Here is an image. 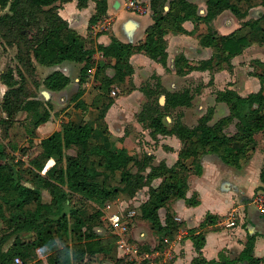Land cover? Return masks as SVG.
<instances>
[{"label":"trees","instance_id":"obj_1","mask_svg":"<svg viewBox=\"0 0 264 264\" xmlns=\"http://www.w3.org/2000/svg\"><path fill=\"white\" fill-rule=\"evenodd\" d=\"M69 1L72 0H0V46L2 51L13 49L14 52L12 63L0 71V79L7 87L0 101V129L4 135L11 136L10 128L18 122V114L27 112L22 127L32 143L37 127L49 120L53 110L49 101L37 98L38 89L43 85L50 91H61L70 82L60 70L39 79L36 64L54 66L68 61L82 64L79 89L72 101L83 113L94 111V115L85 119L63 122L58 130L37 141V153L29 157L27 164L10 155L0 140V219L5 226L0 237V264H15V258L21 264H32L36 259V264H96L99 254L114 259L116 264H128L116 254L117 236L110 232L99 237L95 228L101 224L102 209L107 204L131 199L144 186L149 187L148 198L136 216L148 222L157 240L154 247L162 249L166 245L164 240L174 239L182 228L183 221L175 219L170 203L180 198L189 206L199 203L196 194L191 197L186 194L190 174L202 172L201 155L217 154L225 164L240 169L257 147L256 134H264L262 63V71L254 73L261 85L258 91L242 96L228 86L216 90V101L225 103L229 113L215 122H212L213 106L195 125L183 122L178 108L192 106L198 89L187 86L168 91L156 74L139 87L145 100L136 114L138 122L149 130L154 140L158 135H175L181 142L178 158L171 166L164 161L155 164L154 156L146 152L139 154L127 132L114 138L105 121L116 98L110 94L112 87H119L120 94L135 89L128 84L134 73L132 54L143 52L167 66L166 35L187 32L183 23L192 20L206 24L205 32L198 38L202 45L212 48V56L190 63L184 55H178L176 73L209 70L212 74L223 68V64L232 68V59L259 38L264 23V0H260L263 7L260 17L245 21L242 20L249 8L255 5L253 0H206L203 15L190 0H149L153 23L146 29L143 41L134 44L113 38L109 45H98L96 49L89 48L86 38L59 15L60 4ZM76 1L83 8L91 0ZM92 1L95 12L90 27L106 15L108 8V0ZM224 10L231 11L241 20L242 27L249 30L244 33L241 27L227 35L219 34L212 22ZM196 28L195 24L193 33ZM96 50L101 52L102 60H95ZM108 68L113 69L112 75L107 74ZM90 80L96 94L87 103L82 95L85 83ZM161 95L165 96L164 104L160 103ZM166 116L173 120L171 125L167 124ZM231 124L234 131H228ZM11 148L20 149L17 144ZM114 177L119 183L110 185L108 181ZM157 178L161 181L153 186L151 183ZM260 181L263 185L256 191L264 190V168ZM44 191L49 194L48 201L44 199ZM89 202L98 207L82 212ZM162 208L166 209L163 221ZM217 219L207 213L198 228L188 230L196 252L190 264H264V258L253 254L258 232H247V241L238 258L230 260L221 254L217 260L206 259L203 227ZM25 232L30 236L23 237ZM10 237L12 244L3 250ZM142 248L151 247L143 244Z\"/></svg>","mask_w":264,"mask_h":264},{"label":"crops","instance_id":"obj_2","mask_svg":"<svg viewBox=\"0 0 264 264\" xmlns=\"http://www.w3.org/2000/svg\"><path fill=\"white\" fill-rule=\"evenodd\" d=\"M191 1L198 6L197 11L200 15L205 14L206 0ZM259 9L261 10V6L258 8L256 6L251 7L246 19L257 18L263 10L258 12L259 15L256 16V10ZM94 12L95 2L92 0L87 7L83 8L77 6L76 0L62 3L59 7V15L68 22L70 27L86 38L89 48L94 49L98 45H109L113 38H117L122 42L137 44L144 40L146 29L153 23L151 14L140 15L130 13L124 6V0H108L106 15L90 27L89 21ZM229 14L235 18V21L231 22L234 27L226 29L228 19L231 17ZM108 19H110L111 24L106 29L105 24ZM239 22L241 20L233 15L231 11L225 10L213 20L212 24L219 34L227 35L239 28ZM195 24L197 28L195 33H193L192 30ZM183 27L187 32H170L166 35V51L168 52L167 66L150 58L143 52H136L131 55L130 62L134 68L132 79L136 87L130 92L120 94L105 116L108 129L114 138L124 136L127 132V137L135 144L136 151L140 154L146 152L148 155H153L155 164L164 161L168 166L173 165L178 158L181 142L175 135H158L157 139L154 140L149 135V130L145 129L138 122L136 114L141 110L145 100L139 87L145 81L153 74H156L160 77L162 85L168 91H176L187 86L198 89V91H195L192 106L178 108L183 122L188 126L195 124L189 122V116L197 114V111H201L200 105H197L196 101L208 98L213 99L214 102L212 105L215 106L219 119L222 115H226L225 113L228 111V108L226 109L225 103L216 102V90L223 89L227 86L237 90L239 87L237 81L230 80V75L229 73H225L226 71H219L213 75H211L209 70H192L185 74V76L176 73L175 58L178 55H184L190 63L206 60L212 56V48L202 45L199 40L200 38H198L200 34L205 32L206 24L204 22L195 23L192 20H187L183 23ZM252 46L247 47L243 53L236 55L232 59V64L235 65V69L239 63L244 62L248 58H252L248 55L253 53L250 51L253 48ZM247 50L250 52L246 53ZM94 58L98 61L102 60L103 56L100 51L96 50ZM81 67L82 64L69 61L54 66L36 64V73L39 79L43 80L52 72L60 70L70 78V82L61 91H50L43 85L40 86L37 98L43 101H49L53 106V110L49 120L37 127L36 136L32 138V143L26 135L24 127L21 126L23 130H20V133L24 131L23 141L26 140L27 146L32 144L36 148L35 144H37V141L58 130L61 124L69 119L79 120L81 117L94 115L92 109L83 113L80 109L75 108L72 101L73 96L79 89ZM94 71L95 68L93 67L91 69V76L94 74ZM107 74L112 75L113 69L108 68ZM211 78L212 82L210 81ZM6 90L7 87L0 79V101ZM45 91H48V93L45 94ZM95 94L96 90L93 87L92 80L87 81L84 85L82 98L89 103ZM194 108L197 110H194ZM26 116L27 112H20L18 114V122L14 124L15 129L13 133H10L12 137H14L12 134L19 128V119L23 121ZM167 121L168 125H171L173 122L171 117ZM262 135L263 133H259L255 136L258 143L257 147L245 167L240 171L239 180H235V177L239 174L237 168L225 164L217 154L203 153L201 155L202 172L200 174H190L188 178L189 188L186 194V197H191L193 194H196L199 203L189 206L183 198L175 199L170 203V211L175 216L181 217L183 221L181 245L176 247L177 252L173 264H190V261L196 253L193 248V242L188 235V230L198 228L207 213L219 219L203 227V230H205L203 255L206 259L217 260L221 254L230 260L238 258L247 241V232L259 233L255 240L253 254L256 257L264 258V212L260 213V210L253 203V197L259 191L256 192V188L263 185L260 181V172L264 168V143H261V140H263ZM139 144H142V146H139ZM160 181L161 179L157 178L153 181L152 185L158 186ZM148 189L149 187L145 186V189L141 193H145ZM92 204L94 203H88L90 210ZM85 211L83 210L82 212ZM165 211L166 209H164ZM231 213L235 217V226L228 227L226 222ZM138 219L130 227L132 239L144 244L147 242V236H150V243L151 240L157 243L156 237L149 228L148 222L139 217ZM102 220L103 223L100 224L101 226H96L95 231L99 237H106L110 234V230L104 217H102ZM29 236L30 233H28V236L26 233L23 235V237ZM11 244L10 242L7 244L4 243L3 250H7ZM149 246L154 247L152 244ZM98 262L96 264H99ZM36 263L37 259L32 262V264Z\"/></svg>","mask_w":264,"mask_h":264},{"label":"rangeland","instance_id":"obj_3","mask_svg":"<svg viewBox=\"0 0 264 264\" xmlns=\"http://www.w3.org/2000/svg\"><path fill=\"white\" fill-rule=\"evenodd\" d=\"M253 2L255 3L254 6H256L257 8L260 7V0H253ZM262 6H261V10H262ZM260 9L259 10H256L257 12L255 13L256 16L259 15L258 12L261 11ZM231 15V14H229ZM228 19V18H227ZM235 21V18L234 16L231 15V17L228 19V25L226 27V29H230V28H233L234 25L231 23V22H234ZM213 25V24H212ZM239 27V28H238ZM237 28L240 29L242 27L241 25V22H239V26ZM213 28L215 29V27L213 26ZM261 28H262V31L259 32V38L255 39V41L249 45V46H252L253 48L250 49V51H252L253 53L251 54H248L250 57L252 58H248L246 60H244V62H241L238 64V66H236V69H235V65L232 64V68L231 67H227L226 64H223V68L219 69V70H215L213 71V73L211 75H213L214 73L216 72H219V71H226L225 73H229L230 75V80L231 81H237L239 83V87L238 89L236 90L240 95H247L251 92H254L256 90H258V88H260V82L258 77L255 76L254 73H257V72H260L262 71V65L261 63L264 65V23L262 22L261 23ZM246 30H249L248 27H245L243 26L242 27V31H246ZM167 41V39H166ZM247 46V47H249ZM246 47V48H247ZM246 48H244V50H246ZM243 50V51H244ZM254 50V51H253ZM250 51H246V53L250 52ZM13 50L12 49H8L7 51H2V48L0 47V70L2 71V69L5 68V66L8 64V63H12V59H13ZM243 53V52H242ZM245 59V58H244ZM211 73V72H210ZM185 76V75H183ZM212 82V81H211ZM131 83V84H130ZM130 85H132V87H136L135 84H134V80L131 79L130 82L128 83ZM120 94V93H119ZM216 95V94H215ZM119 96V95H118ZM116 96V98L118 97ZM213 97V95H212ZM115 98V99H116ZM115 102V101H114ZM113 102V103H114ZM197 102V105H200V109L201 111H197V114H192L191 116H189L188 120L189 122H193V123H197V120L198 118L205 114L207 109L211 106H213V102L214 100L213 99H204V100H198L196 101ZM217 102V101H216ZM217 104V103H216ZM214 107V112H213V118H212V122H215L217 120H219L220 118L224 117L222 115V117H220L218 119L217 117V110L215 109V106ZM226 109L228 108L226 105H225ZM224 107V108H225ZM194 110H197L196 108H194ZM227 113H229L228 111H226V115ZM198 115V116H196ZM225 115V116H226ZM82 119H85L84 117H81ZM79 118V119H81ZM19 121L21 122L18 128V130L16 132H14V134H12L14 137H11L9 135H4V132L0 129V140L4 143L5 147H6V151L10 153V155H14L16 157V159H22V160H25V163L27 164V161L29 159V157L31 156H34L36 153H37V148H34V146L32 144H30V146H27L26 144V140L23 141L24 139V131L22 133H20V130H23L22 129V119H19ZM167 121V120H166ZM168 122V121H167ZM194 124V125H195ZM15 129V126H12V128H10V133H13ZM228 131H234V126L233 124H231V126L229 127ZM259 134V133H258ZM256 134V135H258ZM142 135V134H140ZM140 135H137V136H140ZM263 140H261L262 142L261 143H264V134L261 136ZM13 144H17L18 147L20 149H17V150H13L11 148V146ZM139 146H142V144H139ZM70 153H74L73 150H70L69 151ZM254 152V151H253ZM253 152L251 153L250 157L248 158V160L243 163L242 167L240 169H237L239 171V174H237V176L235 177V180H239V176H240V171L242 170L243 167H245L246 163L249 161V159L251 158ZM140 154V153H139ZM161 179V178H160ZM108 183L110 185L114 184V185H117L119 182H118V178L117 177H114V178H111ZM153 183V182H152ZM151 183V184H152ZM145 189V186L139 191H143ZM148 190H146L147 192ZM258 191V190H257ZM256 191V192H257ZM260 191V189H259ZM44 193V199L46 201H48L50 198H49V194L47 192H43ZM98 206L96 204H92V209L90 210V207H87V206H84V210L86 211H93L94 209H96ZM160 217L162 220H164V217H165V212H164V208H162L160 210ZM102 220V219H101ZM138 216L135 217V220L134 221H138ZM103 223V220L102 222ZM101 226V225H100ZM4 223L3 221L0 219V237L2 236V234L4 233ZM26 235L28 236V232H25ZM25 233L22 234L25 235ZM150 237V236H149ZM149 237L147 236L146 238V245H156L155 241L151 240V243H150V239ZM13 241V237H10L9 239H7V241L5 242L6 244L8 242L12 243ZM116 254H117V249H116ZM95 260L99 263V264H116L115 260L108 257V256H103V255H96V258ZM19 264V263H18Z\"/></svg>","mask_w":264,"mask_h":264},{"label":"built area","instance_id":"obj_4","mask_svg":"<svg viewBox=\"0 0 264 264\" xmlns=\"http://www.w3.org/2000/svg\"><path fill=\"white\" fill-rule=\"evenodd\" d=\"M124 6L130 13L140 15L152 13L149 0H124ZM110 22V19L106 20V29L109 28ZM119 93L120 88L113 86L110 94L116 97ZM147 198V192H138L131 199H118L115 202L107 204L102 209V217L107 222L110 232L117 236L116 249L118 257L122 258L128 264H173L177 252L176 247L181 245L182 228H180L174 239L164 240L166 245L162 249L151 247L150 250H145L142 248L143 244L132 239L130 235V227L134 222L133 219L139 213L140 205ZM253 203L261 212H264V190L260 189L254 195ZM175 219L178 222H182L179 216H175ZM226 224L228 227L235 226L233 213L227 218ZM14 263L21 264V260L15 258Z\"/></svg>","mask_w":264,"mask_h":264},{"label":"water","instance_id":"obj_5","mask_svg":"<svg viewBox=\"0 0 264 264\" xmlns=\"http://www.w3.org/2000/svg\"><path fill=\"white\" fill-rule=\"evenodd\" d=\"M190 1H191V0H190ZM44 93L47 94L48 91H45ZM159 100H160V103H161V104H164L165 96H164V95H161ZM169 118H170L169 116H166V120L169 119Z\"/></svg>","mask_w":264,"mask_h":264},{"label":"flooded vegetation","instance_id":"obj_6","mask_svg":"<svg viewBox=\"0 0 264 264\" xmlns=\"http://www.w3.org/2000/svg\"><path fill=\"white\" fill-rule=\"evenodd\" d=\"M252 7H253V6H252ZM262 8H263V7H262ZM249 9H250V8H249ZM224 11H225V10H224ZM261 12H263V10H262ZM248 13H249V10H248ZM247 15H248V14H247ZM246 17H247V16H246ZM259 17H260V15H259L257 18H259ZM257 18H255V19H257ZM244 19H246V18H244ZM244 19H243V21H245ZM247 19H248V18H247ZM247 19H246V20H247Z\"/></svg>","mask_w":264,"mask_h":264}]
</instances>
